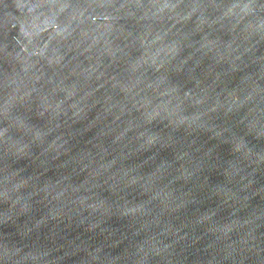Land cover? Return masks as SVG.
<instances>
[{"label": "water", "instance_id": "95a60500", "mask_svg": "<svg viewBox=\"0 0 264 264\" xmlns=\"http://www.w3.org/2000/svg\"><path fill=\"white\" fill-rule=\"evenodd\" d=\"M0 264H264V0H0Z\"/></svg>", "mask_w": 264, "mask_h": 264}]
</instances>
